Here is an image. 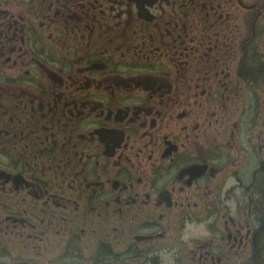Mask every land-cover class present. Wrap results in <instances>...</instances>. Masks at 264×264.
Here are the masks:
<instances>
[{
	"label": "flooded vegetation",
	"instance_id": "flooded-vegetation-1",
	"mask_svg": "<svg viewBox=\"0 0 264 264\" xmlns=\"http://www.w3.org/2000/svg\"><path fill=\"white\" fill-rule=\"evenodd\" d=\"M0 264H264V0H0Z\"/></svg>",
	"mask_w": 264,
	"mask_h": 264
}]
</instances>
